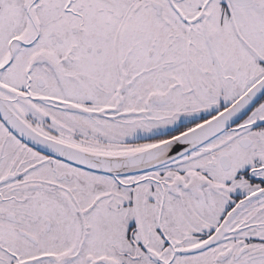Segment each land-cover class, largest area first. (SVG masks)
<instances>
[{
    "label": "snow or ice",
    "instance_id": "6c2138e0",
    "mask_svg": "<svg viewBox=\"0 0 264 264\" xmlns=\"http://www.w3.org/2000/svg\"><path fill=\"white\" fill-rule=\"evenodd\" d=\"M0 264H264V0H0Z\"/></svg>",
    "mask_w": 264,
    "mask_h": 264
}]
</instances>
